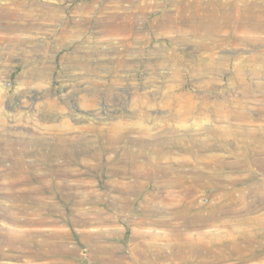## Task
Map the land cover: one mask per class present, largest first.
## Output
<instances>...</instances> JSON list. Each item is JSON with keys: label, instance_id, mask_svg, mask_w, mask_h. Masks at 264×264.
I'll return each instance as SVG.
<instances>
[{"label": "rangeland", "instance_id": "374dc122", "mask_svg": "<svg viewBox=\"0 0 264 264\" xmlns=\"http://www.w3.org/2000/svg\"><path fill=\"white\" fill-rule=\"evenodd\" d=\"M212 2V6L217 3L225 7L229 18L222 30L215 33L222 38L220 44L209 51L213 38L209 31L200 30L199 21L212 8ZM240 3L242 9L249 5L256 12L264 11V0H239L236 4L234 0H0V264H46L39 259L32 263L34 257L22 248L12 252L9 244L1 245L9 231L33 228L42 233L70 230L75 238L69 245L78 246L68 255L73 264H150V261L172 264L184 256L192 258L191 264H201L202 253L194 251L195 243H220L227 237H239L248 248L258 245L241 237L253 217L264 216V201L263 205L253 203L251 197L247 203L254 210L242 211L240 204L241 213L203 225L163 213L151 216L159 220L154 223L145 214L148 205L140 201L133 202L130 208L112 198L82 204L62 201L39 205L10 196L6 200L3 196L7 191L18 192L26 187L21 182L22 185L9 184L11 175L18 173L9 168L3 145L8 139L20 137L13 129L25 128L23 132L27 135L37 131L51 140L55 135H75L90 122L77 117V113L90 109L111 113L101 125L106 129L109 124L130 127L138 120L133 109L150 105L159 115L155 121H146L155 123L149 124L152 133L192 135L195 141L207 144V148H220L214 153L232 166L228 172L214 166L215 155L206 149L201 151L203 159L197 162L198 171L206 166L210 177L220 171L233 177L258 172L256 167H242L245 159L242 146L244 140L253 139L264 128V29L253 28L254 19L243 16L240 19L237 8ZM79 60L94 66L95 71L76 67ZM98 78L106 81L98 84ZM48 97L60 104V110L52 114L44 111ZM85 97L94 100L89 108L81 106ZM189 97L193 102L190 112L185 110ZM243 107L251 109L253 116H242ZM78 145L82 148L85 144ZM52 150L55 152L54 146ZM79 152L75 158L64 154L51 166L63 163V167L78 171L82 179L96 180L98 192H110L109 174L104 172V180L98 181L92 174L94 169L79 161L84 156ZM43 167L47 169L43 165L37 171L41 172ZM4 172L13 174L4 180ZM255 176L264 181L263 173ZM252 181L225 187L235 190L236 195L242 191L252 196L257 190ZM91 188L85 186L80 190ZM198 198L210 203L212 189ZM155 206L162 209L164 204ZM43 210L58 215L63 212L65 220L55 225L27 222L29 213L39 216ZM75 213L79 215L74 216ZM72 217L78 221L73 222ZM86 217H90L88 223H84ZM84 232L94 233L97 242L85 241ZM42 237L40 233L38 239ZM98 245L112 250L110 261L91 252ZM215 263L264 264V252L232 258L227 263L215 260L208 264Z\"/></svg>", "mask_w": 264, "mask_h": 264}, {"label": "bare ground", "instance_id": "6f19581e", "mask_svg": "<svg viewBox=\"0 0 264 264\" xmlns=\"http://www.w3.org/2000/svg\"><path fill=\"white\" fill-rule=\"evenodd\" d=\"M237 2H239V0H234V4ZM241 3L237 5L241 17L240 19L242 20V16L244 19H254L256 21L253 22V28L261 27L264 29V11L256 12L249 8V5H246L247 7L242 9ZM212 4L213 2L210 6H212ZM196 5L197 7L200 6L199 3H196ZM206 11L199 21V28L200 30L205 29L209 31L211 33L210 35H212L210 37L213 38V41L209 46L210 48H208L210 51V49H214L215 46L220 44L219 40H222V38H218L215 33L218 34V32L222 30L225 21L229 18V12L225 7L217 3H215L207 13ZM205 47H208V45L205 44ZM75 66L82 70H88L91 73L95 71L94 66L86 64L81 60L75 62ZM92 79L94 80V78ZM105 81L106 79L101 80L98 78L96 82L99 84ZM108 87L110 88L111 86ZM93 103V98H86L81 106L89 108ZM192 105V97H189L185 103V110L190 112ZM151 108L150 105H146V108L137 107L133 109L138 120L130 127H128V125L125 126V124L123 127H115L110 124L109 126L107 124L108 128L106 129L102 128L101 125L108 121L106 119L108 115H111L110 112L105 111L103 113L101 110L93 109L84 110L85 112L83 113L78 112L77 117L79 116L80 118L90 120V122L84 124L79 133L69 136H63L61 134L55 135L53 140L44 134L36 133L37 131L32 133V135H30L31 133L27 135V133L23 132L25 128L21 129L18 127L13 129V133L20 137L14 141L8 139L3 145V148L9 159V168L16 170L18 174L13 176L11 175L13 172H4L2 177L4 180H7L11 175L10 185L25 184L26 187L19 190V187L14 186L19 188L18 192L7 191V193L4 192L5 195L3 196H6V200L7 197L10 196L15 199L26 200L39 205L46 203L54 205L62 201L82 204L84 202L105 201L108 200V198H112L114 201L125 204L127 208H130L133 202L140 201L145 206L148 205L145 209V214H147L154 223L159 220L151 216L163 213V215L172 216L173 219H184L192 224L202 223L203 225L215 224L216 222L222 221V219L227 216L234 215L235 213L237 214L240 211L238 208L240 204H242V211H248L249 209L254 210L255 207L247 203L248 197H251V202H261L263 205L264 181L255 178V175L259 172L264 174V128H262V126H260L262 131L260 130V133L255 134L253 139L244 140V145L242 146V154L245 156V159L242 161V167L245 169L256 167L255 169L258 170V172L254 171V174L246 176H242V173H240L239 176L233 177L220 171L216 176L210 177L206 170V166L199 171L196 169L197 162L203 159L201 151L206 149L210 150L211 154L215 155L212 161L214 166L226 172L232 169L230 162L228 163L225 159L221 158L218 153H214L213 150L220 148L212 146L207 148V144L195 141L192 135L176 137L171 134H165L166 132L163 133L164 131H160L164 135L152 133L153 128H151L150 125L153 123L151 122L152 124H150L149 122V125L146 121H149V119L155 121L159 118V115L157 112L152 111ZM58 110H60V104L55 99L48 97L45 102L44 111L48 114H52ZM262 110H264V107ZM251 115V109H244L243 107L242 116L248 117ZM54 125L57 126L56 124ZM58 126L60 128V125ZM44 130H46V128ZM85 132H91V134H84ZM80 142L85 144L84 147L80 148L78 145ZM53 146L55 152L52 150ZM78 150L81 151L79 153L84 155L82 158L79 157V161L84 162L90 169H94L92 174L96 176L98 181L101 182L104 180V172L109 174L110 177L107 181L112 187L110 192H98L95 189L96 180L82 179L78 171L66 168L67 165L63 167V163L58 166H51L54 162L59 161L60 156L64 154H68L69 157L75 158ZM63 162L66 163L65 161ZM43 165H45L47 169L43 167L42 171L38 172L37 170ZM182 165L186 167L183 168L181 167ZM86 171L88 172V170ZM89 173L91 174V172ZM251 180H253L252 183L256 184L257 188V190L254 191L255 194L252 195L253 197L248 193H242V191L236 195L235 190L225 187V185L228 184L235 185L240 181L251 182ZM37 182L39 184H37ZM85 186L92 188L85 191L80 190ZM209 188L212 189V201L210 203H203L198 200V197L206 194ZM156 203H162L164 207L159 209L155 206ZM51 208L52 211H54V207ZM52 211L43 210L41 215L38 216L36 214L38 216L36 218L35 213L31 212V214H27L29 220L27 222H33L38 225L45 223L55 225L65 220V213L63 214L62 212L58 215L54 214ZM77 215L79 214L75 213L74 216ZM85 215L88 214L85 213ZM87 218L90 217H86L84 223L89 222ZM72 221L76 222L78 218L72 217ZM253 228L257 229L254 231ZM40 233L41 236H44L41 240L38 239ZM242 233V239H251L257 242L258 245L253 248H248L242 243L239 237H227L220 243H216L215 241L198 242L195 243L196 246L194 251L202 253L199 263L208 264L215 260L227 263L232 258H244L246 255L247 257L253 255L258 256L264 252V216L258 215L253 217V220L250 221V226L245 227ZM141 235L139 234L138 236ZM74 238L75 236L72 235L70 230L66 229L59 231L49 230L44 233L34 230V228L29 231L25 229L11 230L7 233L1 245H4L3 243L9 244L12 252L16 248H22L23 252L25 251L28 255L34 257L30 260L31 262L39 259L44 260L46 264H73L68 258V255L78 249L77 244L72 247L69 245V242ZM83 239L93 243L97 242L94 233L86 234L84 232ZM191 239H193V237L190 238V240ZM195 240L194 238V242ZM91 252L100 255L102 259L111 260L110 255L112 250L106 249L105 246L98 245V248ZM192 262L193 260L191 257L184 256L180 262L175 261L172 264H191ZM149 263L164 264L159 261H150Z\"/></svg>", "mask_w": 264, "mask_h": 264}]
</instances>
